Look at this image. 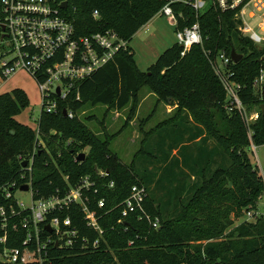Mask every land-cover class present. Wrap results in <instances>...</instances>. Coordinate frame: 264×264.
Listing matches in <instances>:
<instances>
[{
    "label": "trees",
    "instance_id": "trees-1",
    "mask_svg": "<svg viewBox=\"0 0 264 264\" xmlns=\"http://www.w3.org/2000/svg\"><path fill=\"white\" fill-rule=\"evenodd\" d=\"M65 1L68 9L63 14L74 23L77 35L113 29L129 44L163 7L160 0ZM95 10L100 19L93 17ZM179 11L185 19L178 16L177 28L198 22L202 46L193 47L192 54L181 57L182 48L174 44L147 72L138 69L135 53L129 46L128 51L119 53L114 62L81 85L80 100H76L74 90L67 100H59L56 114H41L40 140L35 130L16 120L29 107L26 92L15 89L0 94V189L22 174L20 158L30 160L33 156L36 198L49 196L57 188L66 189L63 176H69L73 186L85 176L96 179L99 188L109 181L115 182L113 189L101 188L99 194L92 196L93 208L104 197L106 210L111 211L100 220L104 235L99 246L86 252H61L53 264H264L263 218L242 222L227 233L245 210L256 208L264 194V178L250 158L252 145L264 146L263 85L256 83L264 64V47L241 34L236 10L222 11L212 5L198 18L187 7L177 8ZM233 50L243 56L231 66L234 73L231 80L241 86L242 104L247 113L256 106L261 110L259 118L251 124L239 112H227L226 91L205 55L206 51H211V58L220 51L231 55ZM196 53L197 57H193ZM195 60H199L201 69L195 67ZM143 86L162 99L185 105L197 123L191 127L181 121L166 129L165 134L172 139L169 151L165 141L157 145L163 163L171 159L166 171L169 177H165L170 181V189L161 193V197L151 189L154 175L144 174L137 180L135 169H128L117 156H111L108 141L97 136L86 119L79 116L87 104L116 110L135 104ZM206 92L217 102L218 116L206 110ZM66 109L72 110L75 117L65 116ZM174 150L177 155L171 158ZM81 154L86 155L84 161L78 160ZM142 156L147 154L144 152ZM100 170L109 172L104 181L97 175ZM133 185L147 186L145 207L160 219L159 229L135 216L127 219V232L124 225L118 224L120 210L113 208L128 196ZM5 204L0 193V206ZM71 216L81 236H88L91 242L99 239L95 231L87 228L83 214L74 210ZM16 235L23 239V234ZM14 236L12 232L9 235L10 247L19 246L12 241ZM130 241L134 242L131 247ZM162 241L171 249L167 250Z\"/></svg>",
    "mask_w": 264,
    "mask_h": 264
},
{
    "label": "built area",
    "instance_id": "built-area-1",
    "mask_svg": "<svg viewBox=\"0 0 264 264\" xmlns=\"http://www.w3.org/2000/svg\"><path fill=\"white\" fill-rule=\"evenodd\" d=\"M65 0H0V88L16 73L23 71L33 76L39 85L43 98L42 113L56 114L59 100H67L72 92L77 91L76 100H80L81 85L91 79L98 71L115 61L119 53L128 51L130 44L113 29L87 36H79L75 25L63 12ZM163 7L157 14L167 18L176 28V44L182 48L181 57H185L193 47L203 45V36L198 22L178 29V16L184 18L177 8L187 7L196 18L217 5L222 11L236 10L239 31L257 46L264 47V0H160ZM68 9V8H67ZM95 19L100 13L93 12ZM211 51L205 55L214 67L227 94L226 110L228 113L239 112L247 123L255 118L247 115L240 99L241 86L232 81L234 63L231 55L220 51L211 58ZM264 84V71L256 82ZM263 87V86H262ZM60 89V95L57 90ZM69 118L75 113L67 110ZM37 140L41 139L39 128L35 130ZM255 151L256 147L253 145ZM27 167L18 179L5 184L0 189L5 205L0 206V262L2 264H53L61 252L73 253L76 250L86 252L96 249L103 238L104 230L100 220L111 211L106 210L107 201L102 197L93 208L92 196L99 194L101 188L113 189L114 181L104 183L101 188L91 176L83 177L73 186L69 176H63L66 189L57 188L49 196L36 198L38 192L33 189V160L20 158ZM98 177L106 180L109 172L98 171ZM27 186L28 191L22 190ZM28 197V202L21 199ZM23 197V196H22ZM148 190L144 185H133L128 196L114 209L120 210L118 224L124 225L127 232V219L135 216L139 221H146L153 229L160 228V219L153 217L146 209ZM264 208V195L262 197ZM74 210L83 214V220L89 230L95 231L99 239L90 241L88 236H81L72 220ZM64 215H66L64 217ZM242 222H255L264 219V211L250 207L243 213ZM12 241L19 246H8L10 233ZM23 239L20 240V235ZM134 242L130 241L129 246Z\"/></svg>",
    "mask_w": 264,
    "mask_h": 264
},
{
    "label": "rangeland",
    "instance_id": "rangeland-1",
    "mask_svg": "<svg viewBox=\"0 0 264 264\" xmlns=\"http://www.w3.org/2000/svg\"><path fill=\"white\" fill-rule=\"evenodd\" d=\"M174 44H176L175 26L167 18L156 15L133 37L130 47L135 53V62L138 69L147 72L159 56ZM192 53V51L189 52V55ZM193 57H197V53ZM193 64L201 69L199 60H195ZM15 89L24 90L30 102L29 107L17 116L16 120L32 130H37L43 107V98L38 83L33 76L20 71L0 88V94L11 93ZM206 96H208L207 100ZM205 102L206 110L218 116V104L213 96L207 95V92ZM177 103L173 99H162L148 86H143L138 102L135 104L130 103L122 110L87 104L79 116L86 119V124L97 136L108 141L111 156H117L118 161L128 169H135L134 176L137 180L144 174L145 176L149 174L150 177L154 175L151 189L156 194H160L159 197H161L162 194H166L167 189H170V181L165 180V177H169V173L166 171L170 167L171 159L163 163L157 145L163 140L166 142V150L169 151L172 139L165 134L168 129L181 121L186 122V125L191 127L197 124L185 105ZM260 111V107L256 106L251 111L252 113L248 112L247 115L249 118L253 116L257 120ZM251 148V161L259 167L264 178V146L256 147V151L253 145ZM144 152L147 157L142 156ZM176 155L177 150H174L170 156L172 158ZM137 173H139V176H137ZM24 196L21 195V199L28 202V197ZM262 197L256 205L255 209L257 210L261 209ZM243 219L245 218L241 217L236 221L227 233L229 234L235 230ZM162 243L165 244L167 250L171 249L166 242L162 241Z\"/></svg>",
    "mask_w": 264,
    "mask_h": 264
},
{
    "label": "water",
    "instance_id": "water-1",
    "mask_svg": "<svg viewBox=\"0 0 264 264\" xmlns=\"http://www.w3.org/2000/svg\"><path fill=\"white\" fill-rule=\"evenodd\" d=\"M62 7H63V9H67L68 8V2L67 1H64L63 4H62ZM231 58H232L233 62L235 64H237L243 58V56L242 55H239L236 51L233 50L232 53H231ZM262 69L264 71V64L262 65ZM57 93H58V95H60V89L57 90ZM262 94H263V97H264V84H263ZM262 112L264 114V105L262 106ZM63 113H64L65 116L67 115L66 110H64ZM85 159H86V155L85 154H81L78 157V160L79 161H84ZM27 165H28V162L27 161H25L22 164V166L24 168L27 167ZM22 190L28 191V187L27 186H24V187H22ZM215 264H222V263L217 262Z\"/></svg>",
    "mask_w": 264,
    "mask_h": 264
},
{
    "label": "crops",
    "instance_id": "crops-1",
    "mask_svg": "<svg viewBox=\"0 0 264 264\" xmlns=\"http://www.w3.org/2000/svg\"><path fill=\"white\" fill-rule=\"evenodd\" d=\"M130 46H131V43H130ZM259 211L260 212H263L264 211V208H263L262 204H261V209H259Z\"/></svg>",
    "mask_w": 264,
    "mask_h": 264
}]
</instances>
